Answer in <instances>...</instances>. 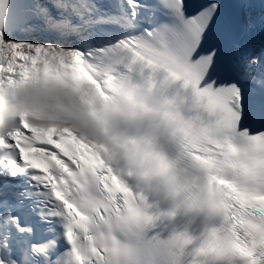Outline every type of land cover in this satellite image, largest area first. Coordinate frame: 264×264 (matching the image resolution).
I'll return each mask as SVG.
<instances>
[{"label": "snow or ice", "instance_id": "obj_1", "mask_svg": "<svg viewBox=\"0 0 264 264\" xmlns=\"http://www.w3.org/2000/svg\"><path fill=\"white\" fill-rule=\"evenodd\" d=\"M0 264H264V0H0Z\"/></svg>", "mask_w": 264, "mask_h": 264}]
</instances>
